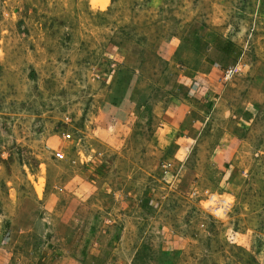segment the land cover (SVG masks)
<instances>
[{"label":"rangeland","instance_id":"1","mask_svg":"<svg viewBox=\"0 0 264 264\" xmlns=\"http://www.w3.org/2000/svg\"><path fill=\"white\" fill-rule=\"evenodd\" d=\"M225 42L175 149V56ZM72 258L264 264V0H0V264Z\"/></svg>","mask_w":264,"mask_h":264},{"label":"crops","instance_id":"2","mask_svg":"<svg viewBox=\"0 0 264 264\" xmlns=\"http://www.w3.org/2000/svg\"><path fill=\"white\" fill-rule=\"evenodd\" d=\"M187 48L184 56L182 49L175 56L177 71H172L168 75L169 87L167 88L166 101L162 105L160 114V126L163 128V131L165 127L167 128V135L172 138L174 148L176 147L181 151L185 142L191 139V133L198 127L201 110L205 103H207L206 100L210 98L212 90L210 89V84L218 76L217 68L221 65L219 62L225 57V53L232 50V45L225 42L221 44L220 49H216L214 46L206 47L205 53L191 47ZM217 55H220V61L215 60ZM69 207L71 208L70 205ZM76 209L75 204L74 214H76ZM68 218H70V215H68ZM74 221L77 220L74 219ZM78 222H74L75 226L78 225ZM67 225V230L70 231L69 227L73 225L69 222ZM65 233H67L66 230ZM74 263L78 264L75 258L56 262V264Z\"/></svg>","mask_w":264,"mask_h":264},{"label":"built area","instance_id":"3","mask_svg":"<svg viewBox=\"0 0 264 264\" xmlns=\"http://www.w3.org/2000/svg\"><path fill=\"white\" fill-rule=\"evenodd\" d=\"M232 74H233V70L232 69L226 70L225 74L223 76V81H227Z\"/></svg>","mask_w":264,"mask_h":264}]
</instances>
